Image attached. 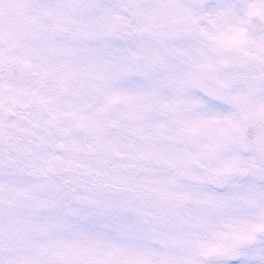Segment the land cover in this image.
Segmentation results:
<instances>
[{"label": "snow or ice", "instance_id": "6c2138e0", "mask_svg": "<svg viewBox=\"0 0 264 264\" xmlns=\"http://www.w3.org/2000/svg\"><path fill=\"white\" fill-rule=\"evenodd\" d=\"M0 264H264V0H0Z\"/></svg>", "mask_w": 264, "mask_h": 264}, {"label": "rangeland", "instance_id": "374dc122", "mask_svg": "<svg viewBox=\"0 0 264 264\" xmlns=\"http://www.w3.org/2000/svg\"><path fill=\"white\" fill-rule=\"evenodd\" d=\"M62 249L66 252H71L74 246L66 241L52 239L47 231H38L35 233L34 238H30L29 250L36 251L44 260L60 258Z\"/></svg>", "mask_w": 264, "mask_h": 264}, {"label": "flooded vegetation", "instance_id": "af4514ba", "mask_svg": "<svg viewBox=\"0 0 264 264\" xmlns=\"http://www.w3.org/2000/svg\"><path fill=\"white\" fill-rule=\"evenodd\" d=\"M69 183L76 184L77 181H75L73 178L70 177V179H69ZM77 190L80 191L81 193L85 194L86 185L83 184L82 178H81V180L79 181V187H78Z\"/></svg>", "mask_w": 264, "mask_h": 264}]
</instances>
